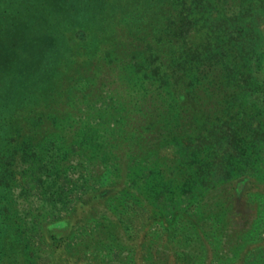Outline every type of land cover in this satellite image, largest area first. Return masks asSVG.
<instances>
[{
    "label": "rangeland",
    "instance_id": "rangeland-1",
    "mask_svg": "<svg viewBox=\"0 0 264 264\" xmlns=\"http://www.w3.org/2000/svg\"><path fill=\"white\" fill-rule=\"evenodd\" d=\"M219 1L218 12L204 14L209 15L206 25L212 24L225 34L219 38L224 42L235 44L240 32L248 36L239 45L253 48L251 73L263 86L264 0H251L248 14L242 10L241 0ZM137 2L0 0V30L2 18L16 23L7 26L8 41L20 44L13 40V34H24L22 39L28 37L25 51L32 53L43 42L60 44L62 35L69 41L82 40L87 21L122 34L123 28L118 24L136 13L140 4ZM121 67L100 59L93 69L94 82L89 81V87L74 92L72 98L81 99L75 112L86 115V102L98 98L102 85L106 86L103 91H109L114 98L121 96L128 101L137 87L132 82L133 74ZM82 95L86 99L82 100ZM242 109L247 118L258 114L264 122V87L261 90L260 85V89L252 91ZM100 111L99 105L92 106L91 118L101 113L102 119L93 125L89 124L91 118L78 119V114L74 115L75 134L79 138L86 134L89 139L75 150L69 147L71 143L63 144L66 158L45 168L52 173L56 169L58 177L48 173L47 177L31 178L26 173L13 181L24 190L17 188L3 194L0 191V204L8 198V206L16 212L12 225L25 229L28 236L9 264H166L182 262L183 256L192 258L190 264H264V139L255 135L259 130L258 116L251 122V132L255 131L253 138L251 135L255 148L251 151L255 153L247 161L223 158L207 162L194 158V147L192 150L166 144L147 161L141 155L136 157L145 148L138 141L111 140L109 135L115 130L120 111ZM149 138L153 140L155 136ZM131 152L132 158L128 157ZM157 162L170 174L162 179L155 177L152 185L138 188L132 184L130 170L139 174L141 169L149 170L151 163ZM188 175H192L194 182L190 187L183 185ZM243 176L251 179L245 188L244 182L239 181ZM216 185L226 191H210ZM247 202L257 203V217L252 218L256 211L249 210ZM230 203L233 205L228 208ZM234 205L235 211L249 218V224L255 221L254 227L245 231L242 222L234 217L235 222L222 229L216 220H206L204 216L212 210L232 215ZM48 231L56 238H38L36 232ZM234 232L244 235L236 238Z\"/></svg>",
    "mask_w": 264,
    "mask_h": 264
},
{
    "label": "trees",
    "instance_id": "trees-1",
    "mask_svg": "<svg viewBox=\"0 0 264 264\" xmlns=\"http://www.w3.org/2000/svg\"><path fill=\"white\" fill-rule=\"evenodd\" d=\"M138 1L137 4H140L135 9L136 13H131V17L118 24L123 28L122 34H115L103 26L96 27L93 21H87L84 26L85 38L82 40L69 41L62 35L60 44L43 42L32 53L25 51L28 37L22 39L24 34H13V40L20 41V44L8 41L7 26L16 23L1 19L2 194L17 188L24 190L13 181L26 173L31 178L47 177L49 174L50 177H58L56 169L52 173L45 168L47 164L66 158L63 144L71 143L69 147L75 150L78 144L87 143L85 141L89 138L86 134L79 138L73 129L77 123L73 117L78 114L75 108L81 99L72 97L77 89L89 87V81L94 82L93 69L100 59L130 71L137 92L132 93L127 101L125 97L114 98L109 91H103L106 86L102 85L98 89V98L94 102H86V115L78 114V119L89 120L91 108L95 105H99L100 112L120 111L115 130L109 136L117 143L138 141L145 148L139 150L136 157L141 155L148 161L165 144L192 150L194 147V158L207 162L223 158L247 161L255 153L251 151L255 148L251 141V135L253 138L255 133L251 132V122L258 114L254 118H247L248 114L242 108L246 97L260 89V85L262 90L264 84L262 86L254 80L251 73L253 48L239 45L248 36H242L240 32L235 44L224 42L219 38L225 34L213 28L212 24L206 25L209 15L204 17V14L215 13L219 0ZM240 6L248 14L252 7L251 0H241ZM90 71L91 74L88 73ZM134 96L135 99H132ZM83 99H86L85 95H82ZM91 119L90 125L101 122V113ZM131 120H135V123ZM263 124L259 118V130L255 135L258 138L261 135L260 139H264ZM149 135L155 138L152 140ZM133 153L128 157H134ZM151 165V169H141L139 174L129 171L134 186L152 185L155 177L162 179L170 174L159 166V162ZM250 180L247 176L239 178L244 182V188ZM193 184L192 175H188L183 185L190 187ZM34 185L37 187V182ZM216 186L211 187L210 191H226ZM3 200L5 202L0 204V264H9L28 236L25 229L12 225L16 212L8 206V198ZM232 205L227 204V207ZM246 206L256 211L252 218L257 217V203L247 202ZM235 210L234 205L232 215L212 210L204 216L206 220H216L222 229L234 223V217L242 222L244 230L255 226V221L249 224L246 221L249 218ZM36 233L38 238H56L49 231L46 234ZM234 233L236 238L244 235ZM182 258V262L167 261L166 264L192 263V258Z\"/></svg>",
    "mask_w": 264,
    "mask_h": 264
}]
</instances>
